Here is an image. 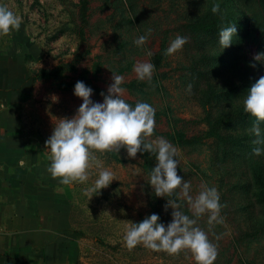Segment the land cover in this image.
Returning <instances> with one entry per match:
<instances>
[{
  "label": "rangeland",
  "instance_id": "obj_1",
  "mask_svg": "<svg viewBox=\"0 0 264 264\" xmlns=\"http://www.w3.org/2000/svg\"><path fill=\"white\" fill-rule=\"evenodd\" d=\"M85 1L88 11L82 9ZM216 2L220 12L214 14ZM0 3L22 20L18 30L0 33V264H193L188 249L169 254L126 245L127 228L147 216L154 192L142 165L148 152L132 158L123 148L93 150L88 180L71 187L47 171L51 159L45 141L58 119L71 118L82 100L74 90L59 92L35 77L89 50L82 67L103 62L98 85L106 91L119 63L127 67L134 55L135 64L150 62L147 53L159 48L150 37L154 29L167 39L166 49L178 35L188 41L175 54L165 51L157 72L164 90L152 88L142 97L156 110L146 142L164 137L177 148L178 175L190 181L193 198L205 186L217 188L223 223L209 224L207 212L191 216L216 240L210 241L218 247L226 238L234 242L235 260L241 256L264 264V217L259 223L256 218L257 195L264 194V154L252 152L258 146L249 131L255 118L243 107L247 89L264 76V62L254 59L264 53V0ZM124 18H132L134 26L120 24ZM226 23H234L237 33L223 49L219 30ZM139 25L151 47L140 57L144 46L133 43ZM122 76L123 82L137 78L134 67ZM123 97L137 99L126 90ZM91 98L102 102L94 94ZM260 126L264 130V122ZM152 160L156 164L155 156ZM105 168L114 180L99 194L89 193ZM258 208L264 212V202Z\"/></svg>",
  "mask_w": 264,
  "mask_h": 264
},
{
  "label": "clouds",
  "instance_id": "obj_2",
  "mask_svg": "<svg viewBox=\"0 0 264 264\" xmlns=\"http://www.w3.org/2000/svg\"><path fill=\"white\" fill-rule=\"evenodd\" d=\"M212 12H220L219 2L213 4ZM21 22V17L6 4L0 3V33L7 34L18 30ZM236 33L234 23H226L220 28L219 43L223 49L232 45ZM148 38L147 34L140 35L133 43L140 47ZM187 41L186 36H176L166 49V54H175ZM147 54L151 56L153 53L149 51ZM254 59L264 62V53H258ZM251 66L255 67L254 64ZM155 67L151 62H137L134 72L139 80L150 81ZM111 79L113 82L108 85L106 92L100 93L102 102L91 98L94 89L84 81L75 83L74 95L81 98L82 103L71 118L58 119L59 123L45 141V148L51 159L47 171L53 178H60L62 184L71 187L75 182L84 183L88 180V169L96 159L93 150L104 152L115 149L119 152L123 148L132 158H135L138 152H148L154 155L156 160L148 183L157 197L171 195L174 190L179 189L196 217L207 212L209 224L223 223V217L220 215L223 206L217 188L205 186L193 198L190 195V181L178 175L177 148L164 137L146 142L145 138L151 136L155 128V108L144 101H137L134 106L128 103L123 97L125 89L121 86L124 77L113 73ZM243 107L246 113L255 118L249 131L256 137L253 144L258 145L252 152L259 156L264 154V130L260 126L264 122V76L247 89ZM113 180V173L107 168L102 169L94 185L87 191L99 194L100 190L109 186ZM169 206L174 211L167 225L161 222L157 213L146 216L140 222H131L124 237L127 247L132 249L138 244H143L153 251L163 250L169 254L188 249L197 264H214L218 249L209 240L208 234L197 226L196 219L179 210L175 201L167 200L165 210Z\"/></svg>",
  "mask_w": 264,
  "mask_h": 264
},
{
  "label": "trees",
  "instance_id": "obj_3",
  "mask_svg": "<svg viewBox=\"0 0 264 264\" xmlns=\"http://www.w3.org/2000/svg\"><path fill=\"white\" fill-rule=\"evenodd\" d=\"M89 1H85L83 3L82 9L85 11L89 10ZM83 20V19H82ZM123 26L125 27H133V20L132 18H124L122 20ZM133 28H131V31ZM136 38L139 37L140 35H146L145 30L143 29L142 25L135 26L134 31ZM162 34V33H161ZM154 39L152 40V43L158 42L159 48L157 52L150 56V62L155 64V70L152 74L151 80H139L138 78L130 81V82H123L121 85L131 96L136 97L137 99L135 100H126L128 103L132 104L133 106L137 101H143L142 97L146 94V91L152 89L156 90L157 92H161L164 90L163 85L161 84V78H159V75L157 72L160 70L162 67V64L164 61H166V46H167V39L165 37L160 36V33L156 34L155 29H154V34L153 36ZM135 38V39H136ZM148 40L144 45H142L143 48H141V52L137 53L139 54L138 57L140 56H145V54L148 52V48H151L148 45ZM124 46H120V50ZM162 50V51H161ZM90 51L86 50L84 53L81 51H77L76 53L73 54V58L70 59L69 61L62 62L60 65L56 66L52 70L44 71L41 73V75H37L35 77V80L41 81L43 83H51L52 86L55 87L56 91L59 92H68L70 90H74V85L77 81H84L86 85L92 87L94 89V95L97 97H100V99L103 100V97L100 95L102 91L106 92L103 88H101L98 83L102 81L101 75L103 71V62H95L93 67L91 69H86L82 67L84 58L86 55H89ZM136 57V55H134ZM134 56L131 58L130 64L127 67L121 66L119 63L117 66V69L115 70V74L117 75H124V74H130L134 64L136 62V59H134ZM100 59V57H99ZM141 95V97L139 96ZM144 163L143 169L147 172L150 173L151 169L154 167V155H149L146 153L143 157ZM148 200V213L147 216L152 214V213H157L160 216L161 222L166 221L169 216L172 218V215L170 212L174 211L170 206L165 210V205L167 204V200L170 201H175L176 204L179 206V210L183 211L186 215L195 216L194 211L191 210V208L187 205L186 201L182 198V195L180 193L179 189L174 190V192L171 195L165 194V196H160L157 197L155 193L150 194ZM257 202H256V207H257V222L259 223L261 219L264 217V212L260 210L261 204L264 202V194L260 193L257 195ZM259 205V206H258ZM170 214V215H169ZM257 226V225H256ZM209 240L211 241H216L212 240V238L209 236ZM224 240V241H223ZM218 255L216 260L214 261V264H262V259H244L241 256L239 258L234 259L235 254H237V251L234 249V242L227 240L226 238H222V240H218ZM240 245V242L239 244ZM222 247V248H221ZM233 251L236 252L233 254ZM190 257V256H189ZM188 257V258H189ZM194 257V256H191ZM193 264H197L196 260L193 258L192 259Z\"/></svg>",
  "mask_w": 264,
  "mask_h": 264
}]
</instances>
